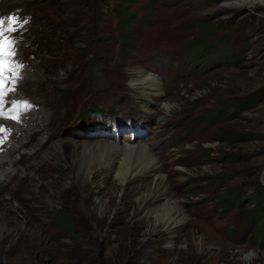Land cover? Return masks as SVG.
<instances>
[{"label":"rangeland","instance_id":"rangeland-1","mask_svg":"<svg viewBox=\"0 0 264 264\" xmlns=\"http://www.w3.org/2000/svg\"><path fill=\"white\" fill-rule=\"evenodd\" d=\"M238 1L135 0L123 49L120 22L107 12L113 0H62L60 11L45 0H0L5 28L17 21L4 33L16 54L3 57L1 106L14 109L0 115V151L9 149L12 121L46 111H32L33 125L44 116L43 131L27 130L29 141L17 134V169L0 181V264H264L254 227L239 234L238 206L222 211L235 200L230 190L264 185V5ZM197 37L213 46L195 47ZM145 76L153 86L137 80ZM251 95L252 109L229 116V106L222 119L197 122ZM73 141L115 143L118 162L79 173L67 158ZM139 144L155 170L145 171L142 152L123 160ZM23 165L37 174L20 173ZM129 165L139 173L118 183ZM57 215L72 218L73 229L53 224Z\"/></svg>","mask_w":264,"mask_h":264},{"label":"trees","instance_id":"trees-1","mask_svg":"<svg viewBox=\"0 0 264 264\" xmlns=\"http://www.w3.org/2000/svg\"><path fill=\"white\" fill-rule=\"evenodd\" d=\"M48 4H50L49 0H45ZM62 0H51V4L54 10H58L57 7H60ZM33 6L39 7L38 3L39 1L32 2ZM135 0H113V2H108V13L109 16L112 18H117L120 22V34L118 35V44L121 48L125 49L126 42L123 41L122 37L126 36V26L133 20L134 15L137 13L136 7L134 4ZM50 4V5H51ZM107 4V3H106ZM57 6V7H56ZM55 13V12H54ZM104 17V15H103ZM65 20L69 23H74V18H71V21L68 18H65ZM74 25V24H73ZM75 26V25H74ZM215 31L218 30L216 26H213ZM78 29H75L73 34L76 33ZM214 32V31H212ZM41 39V38H40ZM99 43L103 42L104 46L108 45L110 43V38L107 35H100ZM198 40L193 41V44L195 47L197 46H204V44L208 41L203 42L202 40H205L204 38L201 39V37H197ZM201 39V40H200ZM212 40L209 41L208 45L206 47H212L213 46ZM190 47H193V45H190ZM186 49V48H185ZM107 52H110V49L107 50ZM101 61H104L105 57L99 56ZM65 97L64 94H61ZM254 95L244 97L241 100L232 101L227 100L225 101L218 109H209L205 110V114L199 115L197 122H202L203 120H207L206 122L208 124H211L212 122H216L219 119L223 118V115L228 114L225 112L226 108L231 106L234 111L229 113V116H234L236 112L239 111H247L252 109L254 106H256L259 101L255 103L253 101ZM83 114V113H82ZM90 112H86L85 115H90ZM206 123V126L208 124ZM203 130V127L198 128V130ZM210 152V151H209ZM212 152V151H211ZM210 152V153H211ZM226 158L228 157L230 161L237 163L241 162V160L244 158L241 156H235L226 154ZM206 177H201L199 180L205 181ZM204 186V185H201ZM236 191V192H235ZM227 194H231L235 200H233L232 203H229L228 206L222 207V211L229 212L234 206H238L240 216L242 218L243 226L241 228V231L239 234L242 233L246 229L248 225H252L254 227V234L253 237L257 243H259L260 247H264V185L261 183H258L257 188L253 189L251 192L244 191L243 193H238L236 189L230 190L227 192ZM58 220V221H57ZM72 218L66 217L61 218L59 215L55 216V220L53 219V224L55 225H63L64 231L72 230L74 225H72ZM251 227V226H250ZM233 229V227H232ZM63 231V230H62Z\"/></svg>","mask_w":264,"mask_h":264},{"label":"bare ground","instance_id":"bare-ground-1","mask_svg":"<svg viewBox=\"0 0 264 264\" xmlns=\"http://www.w3.org/2000/svg\"><path fill=\"white\" fill-rule=\"evenodd\" d=\"M238 2H240L243 5H247L251 10L256 9V7L258 5H264V0H239ZM137 80H141L142 82H148L150 86H153V84H152L153 80H150L149 77L145 76V78L137 79ZM11 97H13V96L11 95ZM2 99H3V97H2ZM1 103H2V100H0V107H2ZM32 111L44 112L45 113L44 116H46V111L43 108H36L35 107L33 109H30L29 111H26L20 117V119L18 121H12L13 124H11V129H12V133H13V131H14V133L13 134L11 133L12 136H10L9 149L5 153H3V151H0V174L4 175V176L0 177V181H4L5 177L10 178L12 176V174L15 172V170L17 169L16 168L17 167L16 163L18 161L17 155H19L21 153H16V151H17V148L22 146L15 139L17 134H20V133H22L24 131L25 132L24 140H28L29 141V138H31L30 136H32V134L35 131V130L34 131H32V130L34 128H36V129L39 128V126H37L38 120L43 118L44 116L39 118L37 121H34V123L36 125L35 126V125H33L31 123V121H29L30 116H31V118L34 117V113ZM31 112L33 114H28V113H31ZM44 125H46V123ZM13 127H14V129H13ZM23 127H25V128H23ZM40 128L38 130H41L40 132H42L43 131L42 128H44V127L40 126ZM27 130H29V134L28 135L31 134L30 136L26 135ZM43 141H45L44 135H42V137L36 143V146H40L41 142H43ZM22 143H24V142H22ZM143 143L149 144V142H143ZM72 144H73V146L71 147L70 155L67 158H68L69 162L73 165V166H71V167H73V170H76L79 173L80 172H86L85 175H90V174L95 175V174H97L99 172H102V170H104V169H107L108 171L109 170L112 171L113 170L112 169V162H114V161L118 162L117 156H119L120 152L118 151L119 146H117L115 143H112V142H108L107 143V142H105V143H101V144H96V143L92 144V143H89V142L88 143H83V142L73 141ZM126 148H127V145H125V144H123V146H120V149H126ZM23 149H27V148H23ZM149 149H150V145H149ZM135 151L142 152V155L145 157V159H146V164H145V167H144L145 171H147V170H152L153 171V170H155L157 168V160H156V158L154 157L153 153L149 152L147 150V148L143 144H139V145H137V147H134V146L131 147L130 151H127V154H125L123 160H129V157ZM150 151H151V149H150ZM91 152H94L95 154H97V157L94 158V159L88 158L87 156ZM14 153H16V154H14ZM114 153H116V154L114 155ZM59 158H61V157H59ZM103 159H105V160H103ZM3 161H7L8 162V165L6 167H2L1 166ZM59 161H60V159H59ZM30 166H28V167H30ZM143 166H144V164H143ZM20 169H21L20 173H22V174L24 172H30L33 175L37 174V173H33L32 171H30L24 165L21 166ZM141 169H143V168H141ZM125 171L128 172V173L125 174ZM138 173H139V170H138V167H136V166H133V165H131V166L129 165V167L128 166H120V171L117 172V174H116L117 181H118V183L123 184L132 175H135V174H138ZM160 179L157 180V184L158 185L161 184ZM3 199H5V197H3ZM169 217H171V216H169ZM170 219L171 220H166L167 223H169V221L171 223V221L173 219L172 218H170Z\"/></svg>","mask_w":264,"mask_h":264},{"label":"snow or ice","instance_id":"snow-or-ice-1","mask_svg":"<svg viewBox=\"0 0 264 264\" xmlns=\"http://www.w3.org/2000/svg\"><path fill=\"white\" fill-rule=\"evenodd\" d=\"M16 19L14 17L8 18V27L5 28V20L0 19V96L6 94L2 91L4 88V78H3V72L5 70L4 68V60L3 57L5 56H15V50H14V41L8 39L4 35L5 31L11 32L15 31V28L12 27L16 23ZM26 23V21H25ZM16 67H22V65L17 64ZM16 76L19 75L18 72L14 73ZM3 129H0L2 131Z\"/></svg>","mask_w":264,"mask_h":264}]
</instances>
